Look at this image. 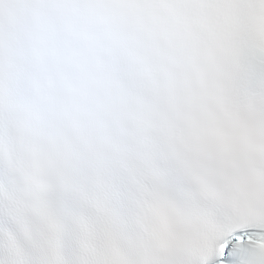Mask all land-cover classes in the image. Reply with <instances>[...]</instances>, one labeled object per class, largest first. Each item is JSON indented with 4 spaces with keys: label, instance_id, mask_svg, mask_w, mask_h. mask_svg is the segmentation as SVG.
<instances>
[{
    "label": "snow or ice",
    "instance_id": "snow-or-ice-1",
    "mask_svg": "<svg viewBox=\"0 0 264 264\" xmlns=\"http://www.w3.org/2000/svg\"><path fill=\"white\" fill-rule=\"evenodd\" d=\"M0 264H264V0H0Z\"/></svg>",
    "mask_w": 264,
    "mask_h": 264
}]
</instances>
